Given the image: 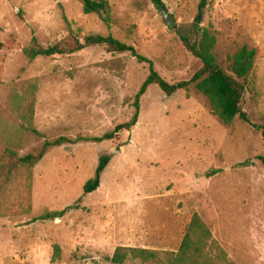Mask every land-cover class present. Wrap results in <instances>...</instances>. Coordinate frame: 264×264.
Here are the masks:
<instances>
[{"label": "rangeland", "instance_id": "1", "mask_svg": "<svg viewBox=\"0 0 264 264\" xmlns=\"http://www.w3.org/2000/svg\"><path fill=\"white\" fill-rule=\"evenodd\" d=\"M106 1L108 26L85 14L81 0H0V153L23 156L45 139L112 131L131 119L149 73L147 63L104 46L29 60L23 49L33 36L47 47L70 33L81 41L111 34L172 84L201 67L181 36L194 41L208 29L227 73L241 47L256 50L242 80L249 123L223 124L192 85L171 96L150 85L129 131L51 148L0 190V264H112L117 247L176 252L194 213L234 264H264V0H207L202 9L201 0H162L160 10L150 0ZM29 104L43 137L18 131L17 108ZM103 155L110 161L100 185L83 195Z\"/></svg>", "mask_w": 264, "mask_h": 264}, {"label": "trees", "instance_id": "2", "mask_svg": "<svg viewBox=\"0 0 264 264\" xmlns=\"http://www.w3.org/2000/svg\"><path fill=\"white\" fill-rule=\"evenodd\" d=\"M81 1L82 10L85 14H97L105 25H109L110 13L106 0ZM206 1L201 0L200 9L205 6ZM150 2L158 10L163 8L162 0H150ZM199 33V37L194 41H190L187 36H181V40L187 50L199 60L201 64L200 69L188 81H180L172 84L165 81L155 71L153 63L149 59L138 54L133 46L119 41L111 34L106 36L91 34L84 37L81 41L70 33L65 39L47 47L41 46L33 36L29 44L23 49V54L29 60H34L38 56L53 57L71 55L88 47L104 46L110 53H129L138 62L147 63L149 73L135 96L133 102L134 113L131 119L125 123L116 125L112 131L93 138H83L80 136L69 138L60 136L52 140L45 139L39 149L23 156H20L9 147L3 148L0 153V190H5L6 186L14 178V175L20 170L25 169L29 172L33 169L51 148L65 144H76L80 141L102 142L112 139L116 133L122 130L129 131L138 121L140 97L153 84L157 85L167 96H171L181 89L186 90L192 85L196 91L207 99L211 112L223 124L230 126L236 119L249 123L248 116L242 109V98L245 90L242 80L247 78L253 68L256 50L254 48H248L247 46L241 47L232 57L230 65L231 73H227L218 66L213 53L216 44L215 36L208 29H201ZM17 111L20 119L18 131L43 137L32 124V104H29L28 108H21L19 110L17 108ZM260 129L264 137V126ZM261 159L264 161L263 157ZM109 161L110 156L108 155H103L99 158L93 177L88 179L83 185V195L92 193L99 187L101 174L107 167ZM216 172L217 170H213L212 172H208L206 176H212ZM27 180H29V176ZM74 207H66L59 212H46L36 218V220H51L55 217L62 216L67 209ZM128 259L139 260L141 263L146 264H234L213 239L209 228L196 213L192 215L179 249L176 252H159L144 248L117 247L111 258V263L123 264Z\"/></svg>", "mask_w": 264, "mask_h": 264}, {"label": "water", "instance_id": "3", "mask_svg": "<svg viewBox=\"0 0 264 264\" xmlns=\"http://www.w3.org/2000/svg\"><path fill=\"white\" fill-rule=\"evenodd\" d=\"M162 14L165 18L167 26H171L174 23V20L168 15L166 11H163Z\"/></svg>", "mask_w": 264, "mask_h": 264}]
</instances>
